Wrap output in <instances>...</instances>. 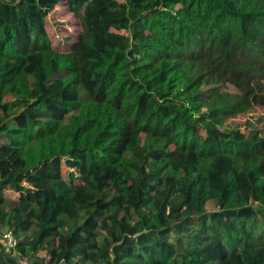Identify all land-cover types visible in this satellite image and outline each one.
Returning a JSON list of instances; mask_svg holds the SVG:
<instances>
[{"label": "trees", "instance_id": "1", "mask_svg": "<svg viewBox=\"0 0 264 264\" xmlns=\"http://www.w3.org/2000/svg\"><path fill=\"white\" fill-rule=\"evenodd\" d=\"M2 230L0 264H264V0H0Z\"/></svg>", "mask_w": 264, "mask_h": 264}, {"label": "rangeland", "instance_id": "2", "mask_svg": "<svg viewBox=\"0 0 264 264\" xmlns=\"http://www.w3.org/2000/svg\"><path fill=\"white\" fill-rule=\"evenodd\" d=\"M46 28L48 35L51 39L52 45L58 51H64L67 49L69 43L76 40V36L80 27L77 19L69 12H67L65 5L56 6L55 10L51 12L46 19ZM89 88L93 90V82L89 83ZM226 90L235 92L236 89L233 86H227ZM10 99H14L13 96H8ZM262 113V110L254 106L245 113L234 114L226 119L228 124H239L243 132L248 131V126L258 115ZM214 135H221L218 131L214 132ZM65 170V169H64ZM1 232H10L9 230H2ZM22 262L26 263L25 260Z\"/></svg>", "mask_w": 264, "mask_h": 264}, {"label": "built area", "instance_id": "3", "mask_svg": "<svg viewBox=\"0 0 264 264\" xmlns=\"http://www.w3.org/2000/svg\"><path fill=\"white\" fill-rule=\"evenodd\" d=\"M0 242L7 247H13L16 244V239L11 232H0Z\"/></svg>", "mask_w": 264, "mask_h": 264}]
</instances>
